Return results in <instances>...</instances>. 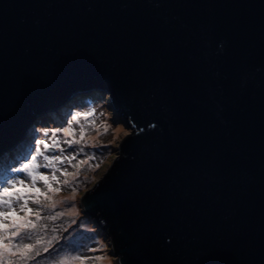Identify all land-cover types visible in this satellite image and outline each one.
<instances>
[{"label": "water", "instance_id": "1", "mask_svg": "<svg viewBox=\"0 0 264 264\" xmlns=\"http://www.w3.org/2000/svg\"><path fill=\"white\" fill-rule=\"evenodd\" d=\"M92 88L131 130L81 199L117 264H264V0H0V158Z\"/></svg>", "mask_w": 264, "mask_h": 264}, {"label": "rangeland", "instance_id": "2", "mask_svg": "<svg viewBox=\"0 0 264 264\" xmlns=\"http://www.w3.org/2000/svg\"><path fill=\"white\" fill-rule=\"evenodd\" d=\"M110 105L109 95L100 88L81 91L67 108L52 110L37 120L24 146L0 159V189L25 181L17 186L28 203L25 206L23 200L13 198L11 209L35 225L21 229L18 238L9 240L12 221H4L10 226L5 243L33 247L27 257L5 254L3 264H117L109 237L81 207L84 194L104 176L117 158L121 142L131 133ZM65 129L71 135H65ZM38 140L50 145L51 150L45 151L41 144L38 155ZM33 156H37L34 162ZM56 156L63 163L52 161L45 167L49 164L46 158ZM25 164L35 167L28 172L18 171ZM29 172L36 176L34 187ZM41 174L48 175L52 190L38 178ZM34 188H39L40 194ZM28 208L33 211L29 213ZM0 211H9V204H0Z\"/></svg>", "mask_w": 264, "mask_h": 264}, {"label": "snow or ice", "instance_id": "3", "mask_svg": "<svg viewBox=\"0 0 264 264\" xmlns=\"http://www.w3.org/2000/svg\"><path fill=\"white\" fill-rule=\"evenodd\" d=\"M65 135H71V132L68 129H65ZM68 143L69 146H71L72 142H68ZM36 144H37L36 152L38 155L41 152V149L39 147L41 144H43L45 151L51 150V146L44 141L38 140ZM61 151L63 150L61 149ZM74 158L75 157L72 158L65 157L64 159L67 160ZM46 159H48L49 164L45 165V167L50 166L52 161H61L63 163V160H61V157L59 156L46 158ZM36 160H37V156H33L32 161L34 162ZM30 167H35V165L25 164L23 168L19 169L18 171L28 172ZM29 175L32 177L33 187H34L36 176L31 172H29ZM38 178L42 180L46 186L49 187V190H52L51 185L49 183L48 175L41 174L39 175ZM52 179H55V175H53ZM24 183L25 181L21 180L18 182H14L10 187H5L3 189H0V204H6V203L9 204V211H0V264H3L5 254H8L9 256H15L19 254L22 257H27L28 254L32 252L33 246L31 244L13 245L11 243H5L6 234L9 231V227H10L8 224L4 223L5 220L10 219L12 221L11 224L12 231L10 236L7 237L9 240L18 238L21 235V231H20L21 229H27L28 227H33V228L35 227L34 224H31L30 221L25 220L24 217L18 216L16 212L11 209V202L13 198H15L17 202L23 200L24 205L25 206L27 205L28 199L26 195L23 193L22 189L17 186L18 184L24 185ZM29 191H32V189H29ZM34 191L35 193L40 194L39 188H34ZM5 197H7V200L4 199ZM27 211L31 213L33 210L31 208H28ZM37 215L39 214L37 213ZM97 259L100 258L97 257Z\"/></svg>", "mask_w": 264, "mask_h": 264}, {"label": "bare ground", "instance_id": "4", "mask_svg": "<svg viewBox=\"0 0 264 264\" xmlns=\"http://www.w3.org/2000/svg\"><path fill=\"white\" fill-rule=\"evenodd\" d=\"M23 146H24V141L18 145V147H23ZM14 150H16V148H15ZM7 153H8V152H7ZM7 153H5L4 155H6ZM2 157H4V156H2ZM2 157H1V158H2ZM1 158H0V159H1ZM1 160H2V159H1ZM1 160H0V162H1Z\"/></svg>", "mask_w": 264, "mask_h": 264}, {"label": "trees", "instance_id": "5", "mask_svg": "<svg viewBox=\"0 0 264 264\" xmlns=\"http://www.w3.org/2000/svg\"><path fill=\"white\" fill-rule=\"evenodd\" d=\"M65 108H67V106L65 105Z\"/></svg>", "mask_w": 264, "mask_h": 264}]
</instances>
